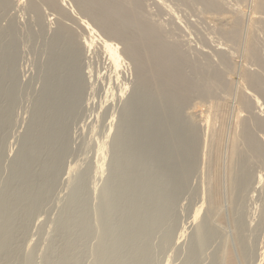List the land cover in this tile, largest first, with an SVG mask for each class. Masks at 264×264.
<instances>
[{"label":"rangeland","instance_id":"obj_1","mask_svg":"<svg viewBox=\"0 0 264 264\" xmlns=\"http://www.w3.org/2000/svg\"><path fill=\"white\" fill-rule=\"evenodd\" d=\"M10 1H13L12 4L16 3V5H14L15 7H12L13 5H11L9 7L10 9L8 8V10H6V8H0L1 9L0 10V47H1L0 48V84H1L0 85V92L3 91L1 94L4 93L3 95L0 96V126H1L0 127L1 128V130H0V224H1L0 225V236H1L0 237V264H33L35 262H36V264H43L48 259L49 260L50 259L53 260L52 258L56 259L58 257V254L60 255V253H61V256H60V260L58 261V264H63V263L67 264L65 261L61 262L62 257H63L62 253L65 255L67 254V256L65 258L69 259L68 261L70 262V264H73L74 262H76L78 264L80 261H82V263L80 262L81 264H96V261L98 260L99 254L101 255L100 251L101 252L105 251V253L102 252V254L106 255L105 256L106 258L104 259V262H102V264H105V263L106 264H116V262H115V261H117L116 259H115V261L113 260L114 262L110 263L108 260L109 259L108 257L112 255L111 253H113L114 250L118 251V252H114V254L116 253L115 255H117L118 253H120V251L121 252L123 251L122 249H125V248L127 249V247L129 249V251L132 252V255L127 256L126 258H123L124 260H122L123 261L122 264H131L132 259L134 260V258L139 259L140 261H142V260L144 261L145 259L148 258L146 262H141V264H205V263L206 264H219L220 262H221L220 264H222V260L220 258L222 256H221L220 252L223 254L222 250L225 248V246L230 245L229 247L233 248L234 253L237 252V248H235L236 247V241L235 240L236 239L238 240V237H236L238 229L239 230L244 229V230H242V232L244 231V233L242 234V236L240 238L241 239L240 243L245 248V249L243 247L241 248L242 249L241 251H243L242 253L244 254L243 259H245V260H244V262H242V263L240 262L239 264H252L253 262L255 264H264V227H259V225H258V224H261L260 226H264V222H263L264 221V212H263V209H264L263 208V205H264V166H262V164H261L263 161L259 162L261 165L258 164V161L257 162L255 161L256 162V163H254L255 165H252L253 163L249 162V164H251V165L248 164L249 168L247 169L248 165H246V167H245V169H247L248 172H250L249 170H251L250 174H252V176L254 175V173H252L253 171L255 173L257 172L255 174L256 176L258 175V173L260 174V172H261V174L263 176L262 177L263 180H262L261 184H259V185L254 184V187H253V185L251 186V183L252 184L254 183L253 179L256 176L254 175V177H252L250 175L252 178L248 176L249 180L252 179L253 182L246 179L247 181L250 182V184H249V182L243 184V186L246 188V190H243V189H245V188H243V186L237 187V189L235 190V193H234L235 195L233 194V196H232V199L233 198L235 199L234 200L235 203L233 202V200L231 201V204H229L230 202H227L226 200L223 202V204H222L223 206L221 209L222 210L221 215H223V217H225V219H224L225 222L223 221L224 224L222 223V225H220V224L212 223L209 225L207 219L205 218V217H207V210H206L207 208H206L205 204L203 205V203L206 202L205 199H206L207 194H208V191H207L208 189H206V188L208 185L206 182L207 179L206 180L204 179L207 176V174H205L207 172L204 173V171H207V169L205 168V167H207L206 166L207 161L205 159H206V157H208V155H207L208 153L206 151L209 148L207 145V142H208L207 135L209 133V130L207 129L206 125H204V124H206V121L209 119H210L209 120V122H210L212 116L209 113V111L208 112L206 111L205 114L208 113V115L206 114L205 119H207V117H208V119L204 120L205 114H203V113L206 110L205 107L207 108V104L210 102V100H206V101L201 100L202 102L203 101L205 102V103H201L200 100H199L200 101L199 102L197 100V98H195V100H197V101H194V99H193V101H191V103L188 105V108H189V106H190V108L188 109V108H186L187 106H185L186 109L184 108L183 111L181 109L183 107L182 105H181L182 107L181 106L179 107V105H173V104L169 103L170 106H168V104H167L168 102L165 99L158 98V97L155 98V96L149 95L147 91H141V94L139 93L140 96L138 95L136 97L137 99H135V101H133L131 99L128 100V98H131L128 96L130 95V92L132 89V82H133L134 77L132 75L133 73H131L132 72V65L130 63L126 62L127 60L122 62L123 63L122 66L120 65L122 67V69L119 68V69H121L120 71L117 70L118 72L117 71L115 72L114 70H111L113 68H111L110 65L108 66L107 58H106V56H104L105 55L104 51L99 46L100 44L98 42H96V43L99 45H97L95 43L92 46L91 50H86L85 47L81 46V49L85 48V50L82 49L81 50L82 51L81 56L78 55V57H76L75 59H72L70 55L68 56L67 55L68 53L66 54L63 52L64 54L60 53L61 54L60 55L59 53H57V49L55 51V46L58 43L57 42L58 40L55 37L56 35H54L55 32L54 31L52 32V30L56 29V27H55L56 19L52 18V21L54 19V22H52L50 20V18H51L50 12L51 11H48L49 12V14H48V12L46 10H49V9L46 6L38 3V0H36V1L32 0L33 2H36L40 6V9L45 8L44 9L45 13L43 12L42 9L40 10L41 14H42L41 19L43 18L42 19L43 22L41 20H37L38 18L36 19V22H35V18L37 16L35 18H34V15H33V17H31V14H33V13L31 11H29L27 8L28 0H25L24 2H23V0H10ZM142 1H143V9H144L143 13H144V11H147L150 13L149 14L150 17L147 15L148 13L146 14L148 20L150 18H152L150 20H153L154 22L157 21L158 23L155 22L156 24H158V25L160 24V26L163 25V27L165 26L164 28L167 29V31H165V30L164 31H165V33L167 32L168 35L169 34L172 35L173 29H174L173 35L175 36V34H176V36H175L176 38L172 35L173 38L170 37L171 41L174 40V38H175L176 42L179 40L178 41L179 44L181 43L180 46H182V47L180 48V46H179L180 49H182V48L184 50L189 49L190 53H189V51H185V52H188V54H186V55H188V57L191 54H192V56H196L197 55L196 52L203 48L204 53L209 54L208 56L211 55L210 57H212V58L210 60V57L206 56L207 54L204 55V53H201L202 50H200L199 51L200 55L201 54L203 55V56L202 55L200 56L198 54L200 56V58L197 55L198 58L200 59V61L204 62V60H202V59L205 56L206 58L209 59V61H212V59H213L214 63L212 61L211 64H213L215 67L218 66V64L220 65V63H219L220 60L218 58L220 56H218L219 54L216 55V53H214V52H217L218 51L217 49H219V47L220 46L222 47V45H223V43H221L219 38H218L219 37L218 34L219 33L221 34L220 26L222 28L225 24L222 25L221 23L217 22V19H213V18H217L215 16V14H211V12L209 13L208 9L206 10L205 6H204L205 9H203V6H201V4H199L201 2L198 1L199 3H197V1H195L196 4L194 3L191 5V4H189L190 3L189 0H188L189 2L186 0L188 2L187 4L185 3V0L184 1L182 0V2H184L185 4L184 3L182 4V2H180L179 3L180 7L178 5V8L175 7L174 11H171V10H173L172 7H174V5L171 3L174 2V4L176 5V3H175L176 0H173V1L170 0L169 3L164 2V0H160L166 4H169L168 6L164 4L165 6H163V9L166 6H167L166 9L168 7H169L168 9L171 8L169 10L170 15L172 14V16L173 15L175 16L172 18V16L170 17L168 14H166V12L168 13V9L164 12H163V10H160V9H162L161 4L154 3L155 5L156 4H159V6L161 5L160 7H158L156 5V8H155V5L152 3L151 0H149V1L148 0L147 1L142 0ZM177 1H181V0H177ZM227 1L228 2L231 1V3L237 2L234 4L238 5V1H236V0L235 1L234 0L233 1L227 0ZM20 2H22V3H20ZM223 2H225L227 5L226 0L222 1V3ZM220 3H221V0H220ZM63 4L65 5V10L67 12H69V13L74 12V14H73L74 17H73V15L71 17L75 18V16H76V17H79L80 19H83L82 17H80L76 14L78 11H77L73 2H71L70 0H66V2H64ZM202 5H204V4L202 3ZM226 5H224V3L221 4V6L223 8H225V7L228 8V5L227 6ZM229 5H230L229 9L230 8L232 9L234 7V9L236 8L235 9L236 11H237V9L238 10L240 9L239 11H241V13H242V11L245 13L247 11H250L249 10L250 7H248V6H250L249 3H246V5H248L247 6L248 8L245 5H243V6H245L242 8L243 10L240 8L241 5L237 6L239 8H237L236 6L231 5V4H229ZM19 6H21L22 9ZM170 6H172V7H170ZM231 6H233V7H231ZM17 7H19V8H17ZM145 7H146V9H145ZM14 8H16V9H14ZM244 8H246L247 10ZM3 9H4V11H3ZM25 9H27V11H25ZM201 9H203V11H206L208 13L203 12ZM226 9H225L226 14L230 13V12L236 13V11H233L234 9H232V10L230 9L227 11H226ZM1 11L5 12V13H1ZM239 11H237V13H239ZM171 12H173L174 14ZM43 13H44V15H43ZM223 13H224V10H223ZM232 13H230V15L229 14L228 15L233 16ZM249 13L250 12H248V14L246 13L247 15H244L242 13L241 16H247V18H248ZM71 14H69V15H71ZM208 14H210V15H208ZM212 15L215 17H212ZM228 15H226V16H228ZM210 16H211L212 20H211ZM224 16H225V14H224ZM44 17H45V20H44ZM53 17H55V16H53ZM243 18H246V17H243ZM175 19L177 21H175ZM83 20H85V19H83ZM213 20L215 23L212 22ZM38 21H39V24L41 23L43 26L37 25ZM172 21L177 22V23L174 22L176 24V25L174 24L175 26L173 25ZM11 22L13 23L14 26H11L12 25ZM26 22H28V23H26ZM51 22H52V24H51ZM66 22H68V23H66ZM66 22H64V23L66 25L69 24L68 26H70L72 24L71 22H73V20H71V22L70 21H66ZM150 22H152V21H150ZM30 25H32V26H30ZM66 25H65V27L67 28L68 26H66ZM53 26L55 27V29ZM74 26H75V28H74ZM74 26L72 24L70 28L68 27L69 30L70 29H72L73 31L75 30L73 33L76 35L75 32H77V34H79V36L81 37V35H80V34H82L81 30L80 31L76 30L77 28L79 29V27H77V25L75 23H74ZM35 27H37V28H35ZM218 27H219V30H218ZM226 27L229 28L228 25L227 26L225 25L224 28L227 29ZM39 28H41V29H39ZM43 28H46L45 31ZM224 28H222V30ZM175 29H177V30H175ZM35 31H36V33H34ZM168 31L171 33H169ZM215 31L217 32L216 34L214 33ZM218 31H220V32L218 33ZM259 31L260 32L262 31V33H263L264 29L259 30ZM19 32H21V33H19ZM39 33L42 36L41 35L39 36ZM257 34H258V32L256 33V36H257ZM49 35H51V36H49ZM97 35L99 36V32ZM258 35H259L258 37L259 38L261 37V38L259 41L258 37H256V42L258 40L261 43L260 44L259 42H257V45L260 46L259 48L261 50L259 48L258 49L261 52V57L262 56L264 57V37H263L264 35L263 34H258ZM260 35H262V36H260ZM24 36H25V38H24ZM38 36H39V38H38ZM52 36H54V37H52ZM221 37L224 38L223 36H221ZM53 38H55V39H53ZM167 40H168V37H167ZM175 41H173L174 44H175ZM218 41L220 42V46L217 45V44H219ZM221 41L225 42V41H227V39H225V40L221 39ZM81 42H82V40H81ZM44 43L46 45H44ZM170 43H172V42H170ZM230 43L228 42L227 44H230ZM8 45H10V47ZM225 45L226 44H224V46ZM232 45H234V44H232ZM236 45H238V44H236ZM236 45H234V46H236ZM96 46L101 48L102 50L100 51V49L97 48ZM201 46H203V47H201ZM224 46H223V48H220V49H222V51H224V50L226 51V49L228 50L227 47L229 45H227L226 47H224ZM238 46L239 47L236 46V48H235V49H238V48L240 49V50L238 49L239 50L238 52H240V54L238 53L239 54L238 56H237V53H235V49L233 47L231 48V49H233V53L236 54V55H234V54H232V55H234L235 58L238 57L237 59H235L237 66L240 64L243 65L245 62L244 58L242 57L241 46L240 45H238ZM192 48H194V49H192ZM229 49H230V47H229ZM52 50H54L55 53ZM212 50H213V52H212ZM95 53H97L98 55ZM213 54H215V56H217L219 61L217 60V58H215V56ZM224 54L226 55L225 52H224ZM191 57H189L190 60L192 59ZM227 57H228V55L225 56L226 59H227ZM234 57L229 58V60L231 59L232 61H234ZM198 58L195 61H199ZM194 59H196V58H194ZM208 59H205V60L208 61ZM239 59L242 60L243 62L240 61ZM261 59H263V58H261ZM65 60H66V62H65ZM217 61H218V64H217ZM15 62H16V64H15ZM44 62L47 65H45ZM51 62H52V65H51ZM69 62H71V63H69ZM83 62H84V65L86 67L82 66ZM215 62L217 65L215 64ZM235 62H231V63L234 64ZM262 62L264 64L263 60H262ZM34 64H37V67H35ZM54 65H56V66H54ZM249 65L252 66L251 63ZM18 66H20V67H18ZM129 66H130V68H129ZM220 66L218 68L223 69L224 71L226 70L225 68H221ZM246 66H248V63ZM87 67H88V69H87ZM256 67L254 66V68H252V69H250L251 67L250 68L247 67V69H249L250 71L252 70V72H253V69L260 70L259 73H261V74H259V73L258 74L261 75L262 78H264V72L262 73L264 66H263V69L261 67L258 68L259 67L258 65H256ZM35 68H37V69H35ZM187 69L191 71V69H189V68H187ZM187 69H185V71L188 72V73L186 72V74H190V71H188ZM60 70H62V71H60ZM87 70H90L91 76L88 74L89 71H87ZM258 70H255L254 73L258 72ZM20 71H21V73H20ZM33 71L34 72L36 71V72L34 73ZM83 71L85 74H83ZM222 71L220 70L219 72H222ZM46 72H47V74H46ZM52 73H55L56 75L52 74ZM72 73L74 74V76ZM78 73L79 74L82 73L81 76H83V79L78 76ZM49 74H50V77H48ZM63 74H65V75H63ZM45 75L48 77L47 79H46ZM51 75L54 76L53 78H57V79H52ZM68 75L71 77H69ZM223 75L225 78H226V76H228L226 79L227 81L230 79L232 82V79H233L235 85H236V83L239 82V78L236 74H233L230 76V74H227L226 72H224ZM76 76L78 77V79H76L77 78ZM89 76H90V78H88ZM16 77H18V78H16ZM33 77H34V80H33ZM233 77L235 79L237 78L238 81L236 80V82H235V79ZM60 78H61V80H60ZM62 78L64 80H62ZM73 78H75V79H73ZM13 79H15V81ZM79 79L81 81L82 80H84V81L80 82ZM16 81L17 82L19 81L20 83H17ZM63 81H67V82L63 83ZM77 81L80 83H78ZM85 81L87 82L86 84H84ZM28 82H29L30 86L28 85ZM33 82H34V84H33ZM46 83H48V84H46ZM24 84L27 85V89L25 88L26 86ZM58 84L60 85L59 87H58ZM63 84L65 85V87L67 86L65 89H62V88H64ZM124 84L125 85L127 84V85L125 86ZM34 85H37V86H34ZM39 85H40V87H39ZM46 85H49L50 87L46 86ZM51 85H53V87ZM68 85H71V88ZM45 86H46V88H45ZM60 87H61V89H60ZM44 88H45V90H44ZM50 88L52 89V91ZM53 88H55V89H53ZM41 89H43V90H41ZM55 90H57V91H55ZM42 91H44V92H42ZM58 91L61 93V95L63 97L61 95H59L60 93ZM63 91H65L66 93H64ZM246 91L249 92L248 89H246ZM21 93H22V95L23 94L24 95L22 96ZM26 93H27V96L25 95ZM56 93L58 95H55ZM76 93L77 94L79 93L80 95L78 94L79 96H77ZM220 93L218 94L219 96L218 95L215 96V98L219 97L216 99L220 100V97H221V99H224V97H225L224 93L223 92L221 94ZM10 95H12V96H10ZM31 95L34 96V97L32 96L33 101L31 100ZM67 95L70 97H68ZM82 95H83V97L87 98V100H85V98H83ZM13 96H15V97H13ZM28 96H30V97H28ZM144 97H146V98H144ZM52 98H54V99H52ZM228 98H227V100H228ZM70 99H72V100H70ZM150 99H152V100H150ZM69 100H70V102H69ZM130 100L132 101V103H130ZM159 100H161L163 102H160ZM50 101L52 103L54 102V104H52ZM62 101L64 102V104ZM230 101H231L230 105L233 104L231 106L234 108V105H235L234 97H230L228 102H230ZM142 102H144V103H142ZM192 102H193L194 106H196L197 108H195L193 106L195 109L193 108V112L192 111L190 112V109H192L191 107L193 105ZM196 102L198 104L201 103L202 106H203V104H205V106H203L204 108L201 105H199L200 107L198 106V104L195 105ZM206 102H207V104H206ZM46 103H47V105H46ZM128 103L133 104V105L129 104L130 105L129 106ZM143 104H144V106H142ZM138 105H140V107ZM260 105L257 107H259V108L261 107V109L263 111L261 109L259 110V109H255V108L253 109V111L258 110L257 112L256 111H254V112L258 113V115H259V113H261L260 114L261 116L260 115L259 116L261 118H264V116H262V115H264V108H263L264 105H261V106ZM13 106H15L16 108ZM30 106H32V107H30ZM123 107H125V109H126L125 111H124ZM131 107L134 110H131ZM14 108L17 111L14 110ZM187 109H188V111H185ZM29 110H30V112H29ZM230 110H231L230 113H232L233 109L231 107H230ZM55 111H56V114H55ZM83 111H84V113H83ZM127 112H128V114H127ZM148 112H149V114H148ZM262 112H263V114H262ZM38 113H39V116H37ZM73 113L75 116L73 115ZM122 113H123V115H122ZM178 113H179V115H178ZM190 113H191V115H190ZM132 114H133V116H132ZM182 114L184 115V117L186 116V118L182 117L183 116ZM201 114H203V115H201ZM209 114H210V116H209ZM252 114H254V113H252ZM180 115L183 119L180 117ZM243 115L244 114H242V116ZM258 115H256V116H258ZM121 116H122V118H121ZM127 116H129V117H127ZM196 116L199 118H195ZM124 117H126V119H128V120H131L132 122L131 121L128 122V120H125ZM130 117H132V118L134 117L135 119L134 118L132 119ZM142 117H144V118H142ZM72 118H73V120H72ZM200 118L203 119L202 122H201L202 119H200ZM243 118H244V116H243ZM197 119H198L199 124L196 122ZM79 120H80V122H79ZM123 120H125L124 123H123ZM126 121L129 125L126 124L124 126L123 124H125ZM4 122L6 124H4ZM119 122L120 123L122 122L119 125H121V127H123V130H125L124 131L125 133L122 132V128L119 129V127H118V133H117L118 138H120V136H123V138H124V134H125V136L128 134L127 135L128 138H126L127 140L123 139L122 137L120 139H118V138L116 139L113 135L116 127L118 126L117 124ZM139 122H141V123L139 124ZM144 123L148 124V125H144ZM138 125L141 126L142 128L139 127ZM187 125L188 126L190 125V126L188 127ZM136 126H137V128H136ZM154 126L158 127V128H155ZM42 128H44V130ZM130 129L131 130L133 129V131H131ZM136 129L138 130L137 132H136ZM183 129H184V132H183ZM57 130L59 133L57 132ZM126 130H128V132ZM134 130H135V133H133ZM187 130H190V131H187ZM191 130L194 134H192ZM60 131H62V132H60ZM186 131H187V133H186ZM121 133H123V134L121 135ZM184 133L187 135L183 136ZM132 134H134V135H132ZM141 134H143V135L140 136ZM161 134H162V136H161ZM130 135H132V136H130ZM195 136H196V139L193 138ZM203 136H206L207 140ZM37 137H38L37 141H39V142L36 141ZM57 137H59V138H57ZM137 137H139L141 139H138ZM191 137H192V139H191ZM136 138L138 139L137 141H136ZM114 139H116V141ZM121 139H123V142H122L123 144L122 143L121 144H122V148L124 147L123 148L124 150L121 148H120L121 150L117 149V144H118V147H121V146H119L120 143L118 141V140H120V142H121ZM164 139L166 142L164 141ZM193 139H194V141H193ZM134 140H135V142H134ZM180 140H182V141H180ZM183 140H184V142H183ZM186 140H188V141H186ZM40 141H41V143H40ZM53 141H55V142H53ZM96 141H98L97 144H96ZM100 141H102V143H104V150H103L104 153L103 152L101 153L102 156H96L97 153H95V151H97L96 149H97L98 145L100 144L99 143ZM124 141H129L130 144L128 142H127L128 144H126V143H124ZM177 141L179 144L177 143ZM195 141H197V142H195ZM205 141H207L206 144H203V143H205ZM181 142H183V143H181ZM190 142H192V143H190ZM193 142H195L196 145H195V143L193 144ZM261 142L264 144V137H262ZM36 143L37 144L40 143V145H37ZM114 143H116L115 144L116 149L114 147ZM146 143H147V145H146ZM187 143H189V144H187ZM34 144H35V146H34ZM81 144H83V145H81ZM125 144L130 145V146L125 147L126 146ZM36 145H37V147H36ZM165 145H167L168 147ZM189 145L190 146L193 145V146L189 147ZM147 146H149L150 149ZM187 146L189 149L187 148ZM202 146H205L206 150H204ZM175 147H177V148L179 147L181 150L185 149V151H183V150L181 151V150H179V148L178 149L176 148V150H175ZM185 147L189 151H187ZM263 147H264V145H263ZM93 148H96V149L94 150ZM193 149L196 150V154H195V150H193ZM201 149H203V150H201ZM111 150H113V151H111ZM177 150H179V151H177ZM170 152H171V154H170ZM172 152H174V153H172ZM181 152H184V153L186 152L185 154H188L190 152L189 153L190 157L185 155L184 153L182 154ZM160 153L163 155V158H162V155ZM203 153H204V155L202 156ZM94 154H96V155H94ZM103 154H105V156ZM137 155H140V156H137ZM193 155H195V156H193ZM61 156H63L62 157L63 159L61 158ZM185 156H187V157H185ZM58 157L60 159H62L63 161L58 160V162H57L56 160ZM179 157H182V158H179ZM168 158L171 159V160L169 159L170 162L168 161ZM183 158H184V160H183ZM52 159H54L55 161ZM95 160H96V162L98 160H100V161H98V163H96ZM119 161H120V163L123 161L122 162L123 164L122 163L120 164ZM162 161H163V163H161ZM95 163L98 165H95ZM99 163H100V165H99ZM188 163H189L190 167H192V170L191 169L190 170L191 171L194 170L196 174L194 173V171H193V173L189 171ZM246 163H248V162H246ZM9 164H10V166H9ZM115 164H116V167H113ZM165 164H166V166H165ZM167 164H169V166H171V167H169ZM257 165H259V166H257ZM99 166H102L101 169L99 168ZM160 166H162V167H160ZM203 166H205L204 168L206 170H204ZM183 167L184 168L187 167V169H188L187 172L189 171L188 174L186 173V168L184 169ZM102 168H103V170H102ZM255 168H256V170H255ZM98 169H100V170H98ZM96 172H99V173H96ZM181 173H183V174H181ZM95 174L97 175V177ZM193 174H194V176H192ZM184 175H187L185 177L186 179H184L185 182L184 181L180 182V180H183L181 178ZM204 175H206V176H204ZM93 176H95V177L92 178ZM100 176H101V178H100ZM107 177H109V179ZM197 177H198V179H197ZM96 179H98V180L96 181ZM189 179H191V180H189ZM92 180L95 182V184H94V182H91V183H93V186L95 188L97 187L98 192L100 191L99 193H95V194H97V196L95 194L91 193V192H93L91 190L95 189L90 185V181H92ZM171 180L173 182H171ZM22 182H23V184H22ZM182 182H184V183H182ZM89 185L92 187V189ZM119 185L122 188H120ZM159 186H160V188H159ZM174 186H177V187H174ZM248 187L249 188L251 187V188L249 189ZM101 188L103 189V191ZM171 188H172V190H171ZM89 189L91 192H89ZM157 189L161 192L160 193L161 195L158 193L159 191ZM252 189H253V191H252ZM170 190L172 191V194H169V196H168V193H171ZM85 191L87 192V194ZM107 191H108V194H107ZM178 191L180 193L182 192L181 193L182 196ZM191 191H193V192H191ZM88 192L92 195L90 196ZM173 192L174 193L176 192V193L173 194ZM245 192H246V194H245ZM165 195H166V197H165ZM170 195H172V196H170ZM98 196H99V198H96ZM90 197H92V199ZM103 197L106 198V200L108 199V201L105 202L104 201L105 199L103 200ZM39 199H41V200H39ZM100 199H101L102 203H101V201L99 202ZM171 199L174 201H172ZM175 200H177V202ZM40 201H42V202H40ZM178 201H180V202H178ZM7 202H11V203H8L9 204L8 205ZM82 202H83V204H81ZM104 202L106 205L104 204ZM232 203H233V205H232ZM103 204H104V206H103ZM6 205H7V207H6ZM9 206L10 207L13 206V207L10 208ZM29 206H30V208H29ZM229 206H232V208ZM104 207H105V209H104ZM12 208H14V209H12ZM77 208H79V210L82 208V210H80V214H81V216H83V218H80L82 223L78 222L79 214L76 215ZM28 209L30 210L29 212H28ZM13 210H15V211H13ZM35 211H38V212H35ZM24 212H27V214H25ZM103 212H104V214H103ZM261 212H263V214ZM85 213H86V216L84 215ZM100 213L103 214V218H101ZM260 214L262 215V217L260 216ZM233 215H234V217H233ZM4 216H5V218H4ZM87 216H89L88 217L89 219L86 218ZM25 218L26 219L28 218V219L25 221ZM84 218H86V219H84ZM180 219L183 221H181ZM235 220H236L237 226L235 224ZM242 220H243V222H242ZM258 220L259 221L261 220V221L259 222ZM22 221L24 224L22 223ZM238 222L239 223L241 222L242 224L241 223L240 224L242 226H240V224ZM257 222H259V223H257ZM262 222H263V225H262ZM19 223H20V225H19ZM26 223H28V224H26ZM32 223H34V224H32ZM86 223H88L89 226L86 225L88 227H83V229H82V226H85ZM244 223H246V224H244ZM3 225H5V227ZM71 225H73V226H71ZM74 225H75V227H74ZM79 226H81V227H79ZM236 227H238V228L236 229ZM242 227H244V228H242ZM68 228H69V230H68ZM138 228H139V230H138ZM2 230H3V232H2ZM79 230H82L81 236L78 233ZM83 230H84V232H83ZM160 230L162 233L160 232ZM171 230H173L174 233ZM60 231L61 232L64 231V234H62V233L60 234L59 233ZM26 232H27V234H26ZM87 232H89V233H87ZM169 232L172 234H170ZM258 232L260 233V235ZM100 233H103L106 235H103ZM160 233H161V235H159ZM245 233H246V236H245ZM20 234L23 236H21ZM251 234H253V235H251ZM6 235H7V237H9L8 242H4L5 241L4 239H6ZM108 235H109V237H111L113 239H110L108 237ZM20 236H21V238H20ZM64 236L69 237V238H75L74 240H76L77 242L73 240V242L71 244L69 239H66V242H68V244H66V245H68V247H67L61 241L62 239L64 240V238H65ZM86 236H87V239H86ZM102 236H104L103 240H106L107 244H102L101 246H99V244H98L99 239L97 241H96V239L99 237H102ZM162 236H163V238H162ZM173 236H176L175 240H173L174 239ZM178 236H179V239H178ZM243 236L246 237V239L243 238ZM207 237H209L210 239ZM255 237H257V238H255ZM192 238H194V239L191 240ZM242 238H243V240H242ZM100 239H102V238H100ZM107 239H109V240H107ZM258 239H260V240H258ZM48 240L50 243L48 242ZM78 240H81L80 241L81 243H82V240H84L83 244L81 245V243L78 242ZM242 241L244 244L242 243ZM246 241L248 242V244L249 243L250 244L249 245L246 244L247 243ZM249 241H251L252 243ZM1 242H4V243H1ZM41 242H43V244ZM147 242H149L151 245H149V247L146 249ZM205 242H206V245H204ZM76 243L77 244L80 243L81 246L77 245ZM170 243L172 244V246ZM3 244L6 245L7 247L4 246ZM9 244H11L12 246ZM69 244L71 245V247L74 246L77 249L75 250L74 247L71 248ZM162 244L166 245V246H163ZM167 244H169V245L167 246ZM197 246L200 249L197 248ZM83 247H86V248L83 249ZM96 247L98 248V250ZM140 247H142V250H139ZM33 248H34V250H33ZM104 248H105V250H103ZM37 249H38V251H35ZM66 249H67L68 253L66 252ZM72 249H74V250L72 251ZM189 249L191 250V252H189L190 251ZM253 249H254L255 254L252 252ZM31 250L33 251V253ZM96 250L98 252H96ZM106 250L109 252H106ZM135 250H136V252H134ZM262 250H263V252H262ZM213 251H214V253H213ZM54 252L57 254H55ZM64 252H66V253H64ZM69 252H70V254H69ZM246 252L248 253V255ZM28 253H31V254L28 255ZM73 253H75L76 257L74 256ZM82 253H84V254H82ZM96 253H98V254H96ZM136 253H138L137 254L138 256L136 255ZM196 254H197V257L199 259L196 258ZM202 254H204V255L202 256ZM210 255H211V257H210ZM216 255L218 256V258ZM261 255H263V256H261ZM69 256H70V258H69ZM81 256H82V258H81ZM143 256H144V258H143ZM254 256H256V257H254ZM78 257H79V259H78ZM85 257H86V260H85ZM72 258H73L72 261H74V262L71 261ZM95 258H97V259L95 260ZM202 259H204V260L202 261ZM33 260H34V262H33ZM63 260H64V257H63ZM217 260L220 262H218ZM135 262H136V260H135Z\"/></svg>","mask_w":264,"mask_h":264},{"label":"bare ground","instance_id":"obj_2","mask_svg":"<svg viewBox=\"0 0 264 264\" xmlns=\"http://www.w3.org/2000/svg\"><path fill=\"white\" fill-rule=\"evenodd\" d=\"M25 0H23V2H24ZM36 1V0H35ZM71 2H73L74 3V5H75V7H76V9H77V15L78 16H80V17H82L83 19H85V20H83V19H80L79 17H76L75 16V18H73L74 17V12H71V13H69V12H67L66 10H65V5L63 4L64 2H66V0H38V3H40L41 5H44V6H46L49 10H46L47 12L48 11H51L50 12V15H51V18H50V20L52 21V18H55L56 19V23H55V27H56V29H55V27H54V29L55 30H52V32L54 31L55 33H54V35H56L55 37L57 38V44H56V46H55V51H56V49H57V53H68L67 55L69 56H71V58L72 59H75L76 57H78V55L79 56H81V50L83 49H81V46L82 47H85L86 48V50H91V48H92V46L96 43V42H98L99 44H97V45H99L102 49H103V51H104V56H106V58H107V61H108V66L110 65V67L111 68H113V69H111V70H114L115 72L117 71V70H121L122 69V65H123V63L122 62H124V61H126V62H128V63H130L131 65H132V72L131 73H133L132 75H133V82H132V89H131V92H130V95L128 96V97H131V98H128V100L129 99H131V100H133V101H135V99H137L136 97L139 95V93L141 94V91H147L148 92V94L149 95H152V96H155V98L156 97H158V98H163V99H165L168 103V106H170L169 105V103L170 104H173V105H179V107L181 106L182 108V111L184 110V108H185V106H187L186 108H188V105L191 103V101H193V99H194V101H201V100H210V102L207 104V102H206V104H207V108L205 107V111H204V113L203 114H205V112L207 111H209V113L211 114V116H212V118H211V121L209 122V120H207L208 119V117H207V119H205V117H206V114L208 115V113H206L205 115H204V120H207L206 121V124H204V125H206V127H207V129L209 130V133H208V135H207V137H208V142L207 141H205V143H203V144H206V142H207V145H208V149H207V155H208V157H206V161H207V167H205V166H203V168L205 167L206 169H207V171H204V173L205 172H207V173H205V174H207V176L206 175H204V176H206V178H204L205 180H206V182H207V188L206 189H208L207 191H208V194H207V197H206V202L205 203H203V205L205 204V206H206V210H207V217H205L206 219H207V221H208V224L210 225V224H212V223H215V224H220V225H222V223H223V221H224V219H225V217H223V215H221V209H222V204H223V202L226 200L227 202H230L229 204H231V201L233 200V202L235 203V199L233 198L232 199V196H233V194L235 193V190L237 189V187H240V186H243V184L244 183H247V182H249V181H251V182H253V180H254V183L252 184L251 183V186L253 185V187H254V184L255 185H259V184H261V182H262V180H263V176H262V174H261V172H260V174L258 173V175L256 176L255 174L257 173H255L254 171L252 172V173H254V175L256 176L253 180L252 179H250L249 180V177H251L252 176V174H250V172H251V170H249L250 172H248L247 171V169L249 168V165H251V164H249V162H252L253 164L252 165H255L254 163H256L257 161H258V164L259 165H261L262 164V166H264L263 164V162H264V147H263V143L261 142V139H262V137H264L263 135H264V118H261L260 116V114L261 113H259V115H258V113H256L257 111L256 110H254V111H256V112H254L253 111V109L255 108V109H261V107L259 108V107H257V106H259L261 103V105H264V78H262V76L261 75H259V74H261V73H259V71L260 70H258V69H253V72H252V70L250 71L249 69H247V67L248 68H250V69H252V68H254V66L256 67V65H258L259 67L258 68H262L263 69V66H264V64H263V62H262V60L264 61V57L262 56L261 57V52L259 51V47L260 46H258L257 45V42H259L260 41V38L258 37L259 35L258 34H263L264 35V31H263V33H262V31L260 32L259 30H263L264 29V0H236V1H238V5L240 6V8L242 9L243 7H247L248 5H246V3H249V5L250 6H248V7H250V11H247L246 13L248 14V12H250L249 13V16H248V18H247V16H241V14L243 13L244 15H247L245 12H243L242 11V13H241V11H239L238 9H237V11H239V13H237V11L234 9V7L233 6H231V7H233L232 9H234L233 11H236V13L234 12V13H232V12H230V13H232L233 14V16H229L230 15V13H227L226 14V12H225V9L227 8V7H225V8H223L222 6H221V4H223L224 3V5H226V3L225 2H223L222 3V1H224V0H221V3H220V0H189L190 1V3L189 4H194L195 3V1H197V3H199V2H201V3H199V4H201V6H203V9H205L204 8V6L206 7V10L208 9V12L210 13L211 12V14H215V16L217 17V18H213V19H217V22L218 23H221L222 25L223 24H225L226 26L228 25V27L229 28H227V29H225L224 27H225V25L222 27V28H224L223 30H222V28H221V26H220V29H221V34L219 33L220 31H218V38H219V40H220V42L221 43H223V45H222V47L220 46V42H219V44H217V45H219L218 47H219V49H215L217 52H214V53H216V55L217 54H219L218 56H220V57H218L219 58V60H220V65L218 64V58H217V56H215V54H213L214 56H215V58H217V64H218V66H214L213 64H211L212 63V61H213V59H212V61H209V59L208 58H206L205 56H204V58L205 59H208V61L207 60H205L204 58L202 59V60H204V62H202V61H200V56L202 55H200V50H202V52L201 53H204V50H203V48L202 49H200V50H198L196 53H197V55L199 56V58H198V56L196 57V56H192V54L191 55H189V57H191L192 59V61L189 59V57H188V55H186V54H188V52H185V51H189V49L188 50H184L183 48L182 49H180L182 46H180V44H179V40L176 42L175 41V36H176V34H175V36L173 35V33H174V29H173V33H172V35L175 37L174 38V40H172L171 41V38L170 37H172L173 38V36L172 35H168V33L166 32L165 33V31H167V29H165L164 27H163V25H161L160 26V24L158 25V24H156V23H158L157 21H153V20H150V19H152V18H150L149 20H148V18H147V15L150 17V13L149 12H147V11H144V13H143V1L142 0H70ZM145 1V0H144ZM147 1V0H146ZM149 1V0H148ZM152 1V3L154 4V3H159V4H161L160 6L162 7V9H160V10H163V12L164 11H166L167 9H166V7L169 5V4H166V3H164V2H170V0L168 1V0H164V2L163 1H160V0H151ZM171 1H173V0H171ZM184 1V0H183ZM188 1V0H187ZM186 0H185V3L187 4L188 2H187ZM193 1V2H192ZM199 1V2H198ZM233 1V0H232ZM235 1V0H234ZM0 8H6V10H8V8L11 6V5H13L12 7H15L14 5H16V3L14 4H12V2L13 1H10V0H0ZM180 2H182V0L181 1H175V3H176V5L174 4V2L173 3H171V4H173L174 5V7H172V6H170V7H172L173 8V10H171V11H174V9H175V7H177L178 8V5H179V7H180ZM226 2H227V5H228V8L226 9V11L227 10H230L229 9V7H230V5L229 4H231V5H234V6H238L237 4L235 5L234 3H237V2H232L231 3V1L230 2H228L227 0H226ZM20 3H22V2H20ZM178 3V4H177ZM184 2H182V4H183ZM184 3V4H185ZM202 3L204 4V5H202ZM229 3V4H228ZM241 3V4H240ZM149 4V3H148ZM159 4H156L158 7H160L159 6ZM167 5L166 7H164V9H163V6H165V5ZM170 4V5H171ZM188 4V5H189ZM196 4V3H195ZM198 4V5H199ZM19 5V4H18ZM22 5V4H21ZM152 5V4H151ZM155 5V4H154ZM156 5H155V8H156ZM226 5V6H227ZM243 5H245V6H243ZM183 6V5H182ZM19 7H21V6H19ZM19 7H17V8H19ZM147 7V6H146ZM146 7H145V9H146ZM247 7V8H248ZM25 8V7H24ZM23 8V9H24ZM27 8H28V10L29 11H31L33 14H31V17H33V15H34V18H35V22H36V19L37 20H41L42 21V19H41V9L43 10V12L45 13V11H44V9L43 8H41L40 9V6L36 3V2H33L32 0H28V4H27ZM74 8V7H73ZM237 8H239V7H237ZM10 9V8H9ZM13 9V8H12ZM14 9H16V8H14ZM21 9H22V7H21ZM75 9V10H76ZM158 9V8H157ZM171 9V8H170ZM170 9H168V13L166 12V14H168L170 17L172 16V14L170 15V12H169V10ZM203 9H201L202 11H203ZM231 9V10H232ZM244 9H246V8H244ZM1 10V9H0ZM68 10V9H67ZM149 10V9H148ZM159 10V9H158ZM223 10H224V13H223ZM243 10V9H242ZM247 10V9H246ZM3 11H4V9H3ZM25 11H27V9H25ZM69 11V10H68ZM7 12V11H6ZM53 12V13H52ZM160 12V11H159ZM162 12V13H163ZM203 12H206V11H203ZM208 12H206V13H208ZM1 13H5V12H2L1 11ZM29 13V12H28ZM44 13H43V15H44ZM52 13V14H51ZM148 13V14H147ZM171 13H173V12H171ZM241 13V14H240ZM7 14V13H6ZM29 14V15H30ZM48 14H49V12H48ZM69 14H71V15H69ZM147 14V15H146ZM152 14V13H151ZM174 14V13H173ZM224 14H225V16H224ZM229 14V15H228ZM10 15V14H9ZM28 15V16H29ZM49 15V16H50ZM73 15V17H71ZM208 15H210V14H208ZM218 15V16H217ZM226 15H228V16H226ZM6 16V15H5ZM53 16H55V17H53ZM215 16H213L212 15V17H215ZM173 17H175L174 15L172 16V18ZM208 17V16H207ZM243 17H246V18H243ZM16 18V17H15ZM14 18V19H15ZM19 18V17H18ZM40 18V19H39ZM73 18V19H72ZM177 18V17H176ZM210 18H211V16H210ZM21 19V18H20ZM171 19V18H170ZM243 19V20H242ZM245 19V20H244ZM247 19V20H246ZM30 20V19H29ZM33 20V19H32ZM44 20H45V17H44ZM48 20V19H47ZM65 20V21H64ZM71 20H73V22L77 25V27H79V29L77 28L76 30H81V32H82V34H80L81 35V37L79 36V34H77V32H75L76 33V35L73 33L74 31L72 30V29H70L69 30V28L71 27V25L73 24V26H74V23L73 22H71ZM155 20V19H154ZM211 20H212V18H211ZM17 21V20H16ZM20 21V20H19ZM40 21V22H41ZM66 21H70L72 24L70 25V26H68V25H66L64 22H66ZM150 21H152V22H150ZM171 21V20H170ZM169 21V22H170ZM175 21H177L176 19H175ZM175 21H172L173 22V25L175 24V23H177V22H175ZM30 22V21H29ZM43 22V21H42ZM50 22V21H49ZM52 22H54V19H53V21ZM52 22H51V24H52ZM175 22V23H174ZM212 22H214V20L212 21ZM216 22V23H217ZM12 23V22H11ZM26 23H28V22H26ZM66 23H68V22H66ZM215 23V22H214ZM16 24V23H15ZM36 24V23H35ZM50 24V23H49ZM54 24V23H53ZM162 24V23H161ZM172 24V23H171ZM220 24V25H221ZM27 25V24H26ZM37 25H42L41 23L39 24V21H38V23H37ZM45 25V24H44ZM57 25V26H56ZM65 25L66 26H68L67 28L65 27ZM170 25V24H169ZM176 25V24H175ZM174 25V26H175ZM180 25V24H179ZM262 25V26H261ZM11 26H14L13 25V23H12V25ZM17 26V25H16ZM28 26V25H27ZM30 26H32V25H30ZM35 26V25H34ZM43 26V25H42ZM178 26V25H177ZM176 26V27H177ZM20 27V26H19ZM216 27V26H215ZM14 28V27H13ZM31 28V27H30ZM35 28H37V27H35ZM74 28H75V26H74ZM73 28V29H74ZM179 28V27H178ZM11 29V28H10ZM16 29V28H15ZM32 29V28H31ZM39 29H41V28H39ZM44 29V31H45V29L46 28H43ZM48 29V28H47ZM217 29V28H216ZM50 30V29H49ZM72 30V31H71ZM165 30V31H164ZM175 30H177V29H175ZM218 30H219V27H218ZM20 31V30H19ZM27 31V30H26ZM34 31V30H33ZM41 31V30H40ZM171 31V30H170ZM31 32V31H30ZM98 32H99V36L97 35L98 34ZM169 32V31H168ZM258 32V34H257V36H256V33ZM260 32V33H259ZM19 33H21V32H19ZM34 33H36V31L34 32ZM44 33V32H43ZM47 33V32H46ZM80 33V32H79ZM169 33H171V32H169ZM215 34L217 33L216 31L214 32ZM27 34V33H26ZM29 34V33H28ZM22 35V34H21ZM37 35V34H36ZM41 34L39 33V36H40ZM45 35V34H44ZM52 35V34H51ZM51 35H49V36H51ZM78 35V36H77ZM168 35V36H167ZM8 36V35H7ZM39 36H38V38H39ZM42 36V35H41ZM168 37V40H167V37ZM221 36H223L225 39H227V41H221V39L222 40H225L224 38H222ZM260 36H262V35H260ZM35 37V36H34ZM52 37H54V36H52ZM51 37V38H52ZM256 37H258V39H259V41L257 40V42H256ZM264 37V36H263ZM13 38V37H12ZM24 38H25V36H24ZM50 38V37H49ZM98 38V39H97ZM170 38V39H169ZM221 38V39H220ZM10 39V38H9ZM43 39V38H42ZM41 39V40H42ZM53 39H55V38H53ZM80 39V40H79ZM206 39V38H205ZM204 39V40H205ZM36 40V39H35ZM81 40H82V42H81ZM37 41V40H36ZM80 41V42H79ZM173 41H175V44L173 43ZM41 42V41H40ZM50 42V41H49ZM170 42H172V43H170ZM232 43V44H234V45H236V44H238V45H240L241 46V51H242V57L244 58V64L242 63L243 61L242 60H240V61H242L241 63L243 64V65H236V62H235V59H237V58H235L234 57V55H236V54H234L233 53V49H231L232 47L235 49L236 48V46L237 47H239L238 45H236V46H234V45H232L231 43V45L230 44H227V43ZM43 43V42H42ZM48 43V42H47ZM177 43V44H176ZM260 43V42H259ZM7 44V43H6ZM206 44V43H205ZM224 44H226L225 46H224ZM261 44V43H260ZM259 44V45H260ZM41 45V44H40ZM44 45H46L45 43H44ZM187 45V44H186ZM185 45V46H186ZM192 45V44H191ZM203 45V44H202ZM227 45H229L227 48H228V50L226 49V51L224 50V51H222V49H220V48H223V46L224 47H226ZM9 47H10V45H8ZM25 46V45H24ZM179 46H180V48H179ZM196 46V45H195ZM194 46V47H195ZM8 47V48H9ZM42 47V46H41ZM97 47V46H96ZM201 47H203V46H201ZM229 47H230V49H229ZM1 48V47H0ZM44 48V47H43ZM50 48V47H49ZM85 48L83 49V50H85ZM97 48H99V47H97ZM101 48H99L100 49V51L102 50ZM185 48V47H184ZM198 48V47H197ZM259 48V49H258ZM6 49V48H5ZM192 49H194V48H192ZM213 49V48H212ZM239 49V48H238ZM238 49H235V53H237V56L240 54V52H238L239 50ZM26 50V49H25ZM98 50V49H97ZM183 52H182V51ZM191 50V49H190ZM209 50V49H208ZM261 50V49H260ZM44 51V50H43ZM54 53H55V51L54 50H52ZM221 51V52H220ZM231 53H230V52ZM52 52V53H53ZM86 52V51H85ZM185 52V53H184ZM199 52V53H198ZM206 52V51H205ZM208 52V51H207ZM212 52H213V50H212ZM224 52L226 53V55L224 54ZM230 54H228V53ZM63 53V54H64ZM103 53V52H102ZM189 53H190V51H189ZM239 53V54H238ZM15 54V53H14ZM37 54V53H36ZM95 54H97V53H95ZM207 54V53H206ZM205 53H204V55H206ZM227 56L228 55V57H227V59L229 60V58H232V57H234V61H232L231 59L228 61L226 58H225V56ZM232 54H234V55H232ZM3 55V54H2ZM38 55V54H37ZM53 55V54H52ZM61 55V54H60ZM59 55V56H60ZM66 55V56H67ZM98 55V54H97ZM102 55V54H101ZM209 54H207L206 56H208ZM212 55V56H213ZM232 55V56H231ZM95 56V55H94ZM103 56V57H104ZM203 56V55H202ZM211 56V55H210ZM210 56H208V57H210ZM231 56V57H230ZM65 57V56H64ZM86 57V56H85ZM32 58V57H31ZM70 58V57H69ZM194 58H196V59H194ZM197 58H198V60L199 61H195V60H197ZM211 58L212 57H210V60H211ZM214 58V57H213ZM261 58H263V59H261ZM57 59V58H56ZM61 59V58H60ZM194 59V60H193ZM29 60V59H28ZM46 60V59H45ZM55 60V59H54ZM15 61V60H14ZM17 61V60H16ZM31 61V60H30ZM59 61V60H58ZM216 61V60H215ZM237 61V60H236ZM18 62V61H17ZM47 62V61H46ZM50 62V61H49ZM53 62V61H52ZM52 62H51V65H52ZM65 62H66V60H65ZM231 62H235L234 64L233 63H231ZM45 63V62H44ZM69 63H71V62H69ZM78 63V62H77ZM80 63V62H79ZM213 63H214V61H213ZM238 63V62H237ZM247 63H248V66H246L247 65ZM251 63V65L252 66H250L249 64ZM254 65H253V64ZM15 64H16V62H15ZM25 64V63H24ZM23 64V65H24ZM215 64H216V62H215ZM216 64V65H217ZM239 64V63H238ZM18 65V64H17ZM39 65V64H38ZM45 65H47L46 63H45ZM49 65V64H48ZM72 65V64H71ZM81 65V64H80ZM121 65V66H120ZM34 66L35 67H37V64H34ZM44 66V65H43ZM42 66V67H43ZM54 66H56V65H54ZM75 66V65H74ZM82 66H84V67H86L85 65H84V62H83V65ZM126 66V65H125ZM221 67V68H225L226 70L224 71L223 69H220V68H218V67ZM223 66V67H222ZM250 66V67H249ZM18 67H20V66H18ZM47 67V66H46ZM50 67V66H49ZM78 67V66H77ZM83 67V68H84ZM95 67V66H94ZM12 68V67H11ZM17 68V67H16ZM51 68V67H50ZM54 68V67H53ZM76 68V67H75ZM81 68V67H80ZM109 68V67H108ZM119 68H121V69H119ZM127 68V67H126ZM129 68H130V66H129ZM187 68H189V69H191V71L190 70H188ZM257 68V67H256ZM18 69V68H17ZM35 69H37V68H35ZM34 69V70H35ZM55 69V68H54ZM87 69H88V67H87ZM103 69V68H102ZM185 69H187L188 71H190V74H186V72L187 71H185ZM220 71H224V72H226L227 74H230V76L231 75H233V74H236L237 76H238V78H239V82L238 83H236V85H235V83H234V80L232 79V82H231V80L228 82L226 79H227V77L228 76H226V78L224 77V75H223V71L222 72H219L218 70ZM49 70V69H48ZM64 70V69H63ZM70 70V69H69ZM83 70V69H82ZM86 70V69H85ZM84 70V71H85ZM125 70V69H124ZM131 70V69H130ZM255 70H258V72H255L254 73V71ZM264 70V69H263ZM262 70V73L264 72ZM39 71V70H38ZM37 71V72H38ZM53 71V70H52ZM60 71H62V70H60ZM84 71H83V74H85L84 73ZM87 71H89V75L91 76V72H90V70H87ZM96 71V70H95ZM250 71V72H249ZM34 72V71H33ZM36 72V71H35ZM34 72V73H35ZM57 72V71H56ZM118 72V71H117ZM19 73V72H18ZM20 73H21V71H20ZM29 73V72H28ZM40 73V72H39ZM68 73V72H67ZM66 73V74H67ZM188 73V72H187ZM257 73V74H256ZM259 73V74H258ZM4 74V73H3ZM11 74V73H10ZM46 74H47V72H46ZM52 74H55V73H52ZM73 74V73H72ZM77 74V73H76ZM122 74V73H121ZM124 74V73H123ZM25 75V74H24ZM31 75V74H30ZM56 75V74H55ZM63 75H65V74H63ZM70 75V74H69ZM68 75V76H69ZM82 75V73H78V76L79 77H81L82 79H83V76H81ZM116 75V74H115ZM13 76V75H12ZM46 76V75H45ZM62 76V75H61ZM67 76V77H68ZM73 76H74V74H73ZM72 76V77H73ZM85 76V75H84ZM90 76L88 77V78H90ZM98 76V75H97ZM236 76V77H237ZM30 77V76H29ZM44 77V76H43ZM48 77H50V74H49V76ZM47 76H46V79L48 78ZM51 77H52V79H57V78H53L54 76H52L51 75ZM69 77H71V76H69ZM77 77V76H76ZM119 77V76H118ZM235 77V76H234ZM233 77V78H234ZM16 78H18V77H16ZM31 78V77H30ZM41 78V77H40ZM124 78V77H123ZM73 79H75V78H73ZM76 79H78V77L76 78ZM117 79V78H116ZM235 79V78H234ZM4 80V79H3ZM2 80V81H3ZM14 81H15V79H13ZM28 80V79H27ZM33 80H34V77H33ZM36 80V79H35ZM60 80H61V78H60ZM62 80H64L63 78H62ZM125 80V79H124ZM123 80V81H124ZM236 80H237V78L235 79V82H236ZM21 81V80H20ZM26 81V80H25ZM31 81V80H30ZM29 81V82H30ZM58 81V80H57ZM74 81V80H73ZM79 81L80 82H82V81H84V80H80L79 79ZM87 81V80H86ZM84 82V84H86L87 82ZM238 81V80H237ZM13 82V81H12ZM17 82V81H16ZM29 82H28V85H29ZM55 82V81H54ZM53 82V83H54ZM61 82V81H60ZM64 82H67V81H63V83ZM78 82V81H77ZM80 82H78V83H80ZM15 83V82H14ZM17 83H20L19 81L17 82ZM49 83V82H48ZM48 83H46V84H48ZM58 83V82H57ZM33 84H34V82H33ZM61 84V83H60ZM69 84V83H68ZM1 85V84H0ZM4 85V84H3ZM25 85V84H24ZM23 85V86H24ZM64 85V84H63ZM79 85V84H78ZM81 85V84H80ZM125 85V84H124ZM127 85V84H126ZM125 85V86H126ZM6 86V85H5ZM26 87V89H27V85H25ZM30 86V85H29ZM34 86H37V85H34ZM33 86V87H34ZM46 86H49V85H46ZM46 86H45V88H46ZM52 87H53V85H51ZM60 85L58 84V87H59ZM68 86H70V88H71V85H68ZM19 87V86H18ZM39 87H40V85H39ZM43 87V86H42ZM50 87V86H49ZM51 87V88H52ZM67 87V86H66ZM65 87V85H64V88H62V89H65L66 88ZM90 87V86H89ZM12 88V87H11ZM35 88V87H34ZM45 88H44V90H45ZM48 88V87H47ZM50 88V89H51ZM57 88V87H56ZM49 89V88H48ZM53 89H55V88H53ZM60 89H61V87H60ZM73 89V88H72ZM246 89H248L249 90V92L248 91H246ZM2 90V89H1ZM19 90V89H18ZM41 90H43V89H41ZM25 91V90H24ZM32 91V90H31ZM35 91V90H34ZM48 91V90H47ZM51 91H52V89H51ZM54 91V90H53ZM55 91H57V90H55ZM73 91V90H72ZM75 91V90H74ZM3 92V91H2ZM2 92H0V96L1 95H3V94H1ZM6 92V91H5ZM40 92V91H39ZM42 92H44V91H42ZM59 92V91H58ZM57 92V93H58ZM62 92V91H61ZM64 93H66L65 91H63ZM71 92V91H70ZM79 92V91H78ZM96 92V91H95ZM224 93V95H225V97H224V99H221V97H220V100L219 99H216V98H219V97H216L215 98V96L216 95H218L219 93ZM15 93V92H14ZM17 93V92H16ZM55 94V95H58V94ZM60 93V92H59ZM144 93V92H143ZM220 93V94H221ZM77 94V93H76ZM79 94V93H78ZM77 94V96H79ZM84 94V93H83ZM256 94V95H255ZM19 95V94H18ZM21 95H22V93H21ZM24 95V94H23ZM22 95V96H23ZM26 96H27V93L25 94ZM59 95H61V93L59 94ZM71 95V94H70ZM85 95V94H84ZM10 96H12V95H10ZM32 96L33 95H31V100L33 99L32 98ZM62 96V95H61ZM68 96V95H67ZM140 96V95H139ZM143 96V95H142ZM219 96V95H218ZM13 97H15V96H13ZM28 97H30V96H28ZM34 97V96H33ZM44 97V96H43ZM63 97V96H62ZM68 97H70V96H68ZM76 97V96H75ZM82 97H83V95H82ZM229 97V98H228ZM230 97H234V100H235V105H234V108L231 106V105H233V104H231L230 105V103H231V101L230 102H228L229 101V99H230ZM6 98V97H5ZM23 98V97H22ZM67 98V97H66ZM83 98H85V97H83ZM144 98H146V97H144ZM195 98H197V100H195ZM227 98H228V100H227ZM9 99V98H8ZM52 99H54V98H52ZM57 99V98H56ZM55 99V100H56ZM25 100V99H24ZM62 100V99H61ZM60 100V101H61ZM70 100H72V99H70ZM70 100H69V102H70ZM85 100H87V98H85ZM130 100V103H132V101ZM139 100V99H138ZM150 100H152V99H150ZM33 101V100H32ZM31 101V102H32ZM40 101V100H39ZM137 101V100H136ZM160 102H163V101H161V100H159ZM199 101V102H200ZM13 102V101H12ZM23 102V101H22ZM48 102V101H47ZM51 102V101H50ZM63 102V101H62ZM233 102V101H232ZM14 103V102H13ZM17 103V102H16ZM52 103V102H51ZM125 103V102H124ZM130 103H128V105L130 104ZM142 103H144V102H142ZM146 103V102H145ZM148 103V102H147ZM165 103V102H164ZM201 103H205L204 101L202 102L201 101ZM201 103H195V105L196 104H198V106L199 105H201ZM260 103V104H259ZM19 104V103H18ZM25 104V103H24ZM32 104V103H31ZM52 104H54V102L52 103ZM58 104V103H57ZM63 104H64V102H63ZM85 104V103H84ZM140 104V103H139ZM150 104V103H149ZM166 104V103H165ZM164 104V105H165ZM192 104H193V102H192ZM191 104V105H192ZM229 104V105H228ZM259 104V105H258ZM17 105V104H16ZM34 105V104H33ZM46 105H47V103H46ZM130 105H133V104H130ZM129 105V106H130ZM209 105V106H208ZM260 105V106H261ZM37 106V105H36ZM139 107H140V105H138ZM137 106V107H138ZM142 106H144V104L142 105ZM152 106V105H151ZM194 104L192 105V109H190V112L192 111L193 112V108L195 107V108H197L196 106H194ZM202 106V105H201ZM203 106H205V104H203ZM202 106V107H203ZM5 107V106H4ZM13 107H15V106H13ZM26 107V106H25ZM30 107H32V106H30ZM133 107V106H132ZM132 107H131V110H134V109H132ZM164 107V106H163ZM166 107V106H165ZM200 107V106H199ZM230 107L233 109L232 110V113H230L231 112V110H230ZM16 108V107H15ZM14 108V110H16ZM21 108V107H20ZM144 108V107H143ZM176 108V107H175ZM185 108V109H186ZM189 108H190V106H189ZM188 108V109H189ZM194 108V109H195ZM204 108V107H203ZM263 108H264V106H263ZM7 109V108H6ZM10 109V108H9ZM28 109V108H27ZM31 109V108H30ZM56 109V108H55ZM123 109H124V111L126 110L125 109V107H123ZM141 109V108H140ZM145 109V108H144ZM151 109V108H150ZM163 109V108H162ZM188 109L187 110H185V111H188ZM208 109V110H207ZM68 110V109H67ZM77 110V109H76ZM169 110V109H168ZM180 110V109H179ZM230 110V111H229ZM262 110V109H261ZM9 111V110H8ZM17 111V110H16ZM78 111V110H77ZM141 111V110H140ZM177 111V110H176ZM252 111V112H251ZM263 111V110H262ZM12 112V111H11ZM15 112V111H14ZM29 112H30V110H29ZM79 112V111H78ZM145 112V111H144ZM180 112V111H179ZM203 112V111H202ZM260 112V111H259ZM83 113H84V111H83ZM121 113V112H120ZM134 113V112H133ZM136 113V112H135ZM138 113V112H137ZM156 113V112H155ZM244 114L243 116H244V118H243V116H242V114ZM252 113H254V114H252ZM48 114V113H47ZM55 114H56V111H55ZM127 114H128V112H127ZM148 114H149V112H148ZM195 114V113H194ZM193 114V115H194ZM203 114H201V115H203ZM210 114H209V116H210ZM241 114V115H240ZM258 115V116H256V115ZM262 114H263V112H262ZM53 115V114H52ZM73 115H74V113H73ZM122 115H123V113H122ZM131 115V114H130ZM144 115V114H143ZM178 115H179V113H178ZM183 115V114H182ZM190 115H191V113H190ZM10 116V115H9ZM15 116V115H14ZM37 116H39V113L37 114ZM72 116V115H71ZM75 116V115H74ZM82 116V115H81ZM125 116V115H124ZM132 116H133V114H132ZM154 116V115H153ZM195 116V115H194ZM193 116V117H194ZM199 116V115H198ZM242 116V117H241ZM262 116H264V115H262ZM69 117V116H68ZM120 117V116H119ZM127 117H129V116H127ZM135 117V116H134ZM133 117V118H134ZM145 117V116H144ZM144 117H142V118H144ZM152 117V116H151ZM170 117V116H169ZM179 117V116H178ZM180 117H181V115H180ZM182 117H184V115L182 116ZM181 117V118H182ZM202 117V116H201ZM51 118V117H50ZM121 118H122V116H121ZM130 118H132V117H130ZM132 118V119H133ZM136 118V117H135ZM134 118V119H135ZM184 118H186V116L184 117ZM195 118H199V117H195ZM194 118V119H195ZM203 118V117H202ZM202 118H200V119H202ZM3 119V118H2ZM60 119V118H59ZM63 119V118H62ZM124 119L125 120H128V119H126V117H124ZM183 119V118H182ZM71 120V119H70ZM72 120H73V118H72ZM125 120H123V123H124V121ZM186 120V119H185ZM131 120H128V122H130ZM137 121V120H136ZM148 121V120H147ZM200 121V120H199ZM203 121V119L201 120V122ZM76 122V121H75ZM79 122H80V120H79ZM83 122V121H82ZM132 122V121H131ZM134 122V121H133ZM160 122V121H159ZM196 122L198 123V119L196 120ZM200 122V123H201ZM122 123V122H121ZM120 122L117 124L118 126L116 127V129H115V131H114V137L117 139L118 138V135H117V133H118V127H119V129H121L122 128V132L123 133H125L124 131L125 130H123V127H121V125H119V124H121ZM138 123V122H137ZM141 122H139V124H140ZM143 123V122H142ZM156 123V122H155ZM176 123V122H175ZM4 124H6L5 122H4ZM8 124V123H7ZM66 124V123H65ZM126 124H128L127 123V121L125 122V124H123L124 126L126 125ZM131 124V123H130ZM153 124V123H152ZM199 124V123H198ZM129 125V124H128ZM127 125V126H128ZM144 125H148V124H145L144 123ZM154 125V124H153ZM81 126V125H80ZM139 126V125H138ZM169 126V125H168ZM188 126V125H187ZM190 126V125H189ZM188 126V127H189ZM1 127V126H0ZM76 127V126H75ZM133 127V126H132ZM139 127H141V126H139ZM144 127V126H143ZM155 127V126H154ZM136 128H137V126H136ZM142 128V127H141ZM140 128V129H141ZM155 128H158V127H155ZM43 130H44V128H42ZM50 129V128H49ZM126 129V128H125ZM147 129V128H146ZM175 129V128H174ZM192 129V128H191ZM0 130H1V128H0ZM42 130V131H43ZM131 130V129H130ZM144 130V129H143ZM173 130V129H172ZM171 130V131H172ZM193 130V129H192ZM192 130H191V132H192ZM205 130V129H204ZM46 131V130H45ZM127 132H128V130H126ZM131 131H133V129L131 130ZM138 130L136 129V132H137ZM148 131V130H147ZM168 131V130H167ZM187 131H190V130H187ZM187 131H186V133H187ZM206 131V130H205ZM49 132V131H48ZM57 132H58V130H57ZM60 132H62V131H60ZM160 132V131H159ZM162 132V131H161ZM166 132V131H165ZM182 132V131H181ZM183 132H184V129H183ZM204 132V131H203ZM208 132V131H207ZM206 132V133H207ZM46 133V132H45ZM59 133V132H58ZM123 133H121V135L123 134ZM132 133V132H131ZM130 133V134H131ZM133 133H135V130H134V132ZM139 133V132H138ZM142 133V132H141ZM190 133V132H189ZM205 133V134H206ZM137 134V133H136ZM171 134V133H170ZM185 134V133H184ZM183 134V136H186L187 134H185L184 135ZM192 134H194L193 132H192ZM49 135V134H48ZM56 135V134H55ZM58 135V134H57ZM116 135V136H115ZM120 135V134H119ZM128 135V134H127ZM127 135L125 136V134H124V138H123V136H120V138L122 137L123 139H125V140H127L126 138H128L127 137ZM132 135H134V134H132ZM132 135H130V136H132ZM143 134H141L140 136H142ZM43 136V135H42ZM41 136V137H42ZM51 136V135H50ZM139 136V137H140ZM161 136H162V134H161ZM164 136V135H163ZM166 136V135H165ZM190 136V135H189ZM262 136V137H261ZM3 137V136H2ZM84 137V136H83ZM139 137H137L138 139H141V138H139ZM159 137V136H158ZM188 137V136H187ZM203 137H205L206 138V136H203ZM57 138H59V137H57ZM61 138V137H60ZM94 138V137H93ZM120 138H118V139H120ZM131 138V137H130ZM129 138V139H130ZM135 138V137H134ZM136 138V141L138 140ZM167 138V137H166ZM183 138V137H182ZM193 138H195L196 139V136L195 137H193ZM9 139V138H8ZM37 139H38V137L36 138V141H37ZM42 139V138H41ZM51 139V138H50ZM116 139H114L115 141H116ZM123 139H121V142H120V140H118L119 141V143H120V145L119 146H121V147H118V144H117V149L119 150L120 148L121 149H123L122 148V142H123ZM133 139V138H132ZM191 139H192V137H191ZM40 140V139H39ZM95 140V139H94ZM206 140H207V138H206ZM56 141V140H55ZM55 141H53V142H55ZM99 141V140H98ZM98 141H96V144H97V142ZM117 141V142H118ZM164 141H165V139H164ZM176 141V140H175ZM180 141H182V140H180ZM186 141H188V140H186ZM193 141H194V139H193ZM37 142H39V141H37ZM90 142V141H89ZM129 143V141H124V143H126V144H128ZM132 142V141H131ZM134 142H135V140H134ZM140 142V141H139ZM155 142V141H154ZM166 142V141H165ZM169 142V141H168ZM183 142H184V140H183ZM183 142H181V143H183ZM195 142H197V141H195ZM195 142H193V144L195 143ZM40 143H41V141H40ZM40 143H36L37 145H40ZM91 143V142H90ZM95 143V142H94ZM100 143V144H99ZM98 144V147H97V149L96 148H93L94 150L96 149L97 151H95V153H97V155L96 154H94V155H96V156H102V152H103V150H104V143H102V141H100ZM122 143V144H121ZM141 143V142H140ZM150 143V142H149ZM177 143H178V141H177ZM190 143H192V142H190ZM76 144V143H75ZM115 144L116 143H114V147H115ZM125 144V145H126ZM130 144V143H129ZM163 144V143H162ZM174 144V143H173ZM176 144V143H175ZM179 144V143H178ZM186 144V143H185ZM187 144H189V143H187ZM37 145H36V147H37ZM42 145V144H41ZM81 145H83V144H81ZM93 145V144H92ZM146 145H147V143H146ZM177 145V144H176ZM181 145V144H180ZM191 145V144H190ZM189 145V147H192V146H190ZM195 145H196V143H195ZM34 146H35V144H34ZM62 146V145H61ZM86 146V145H85ZM91 146V145H90ZM124 146V145H123ZM127 146H130V145H126L125 147H127ZM132 146V145H131ZM155 146V145H154ZM165 146H167V145H165ZM170 146V145H169ZM173 146V145H172ZM171 146V147H172ZM185 146V145H184ZM148 148H149V146H147ZM168 147V146H167ZM203 147V149L204 150H206L205 148V146H202ZM70 148V147H69ZM72 148V147H71ZM79 148V147H78ZM77 148V149H78ZM176 148L177 147H175V150H176ZM179 148V147H178ZM177 148V149H178ZM186 148V147H185ZM187 148H188V146H187ZM187 148H186V150H187ZM195 148V147H194ZM62 149V148H61ZM67 149V148H66ZM115 149H116V147H115ZM120 149V150H121ZM150 149V148H149ZM173 149V148H172ZM189 149V148H188ZM203 149H201V150H203ZM92 150V149H91ZM124 150V149H123ZM171 150V149H170ZM174 150V149H173ZM179 150H181L180 148H179ZM179 150H177V151H179ZM183 150V149H182ZM181 150V151H182ZM193 150H195V149H193ZM192 150V151H193ZM72 151V150H71ZM111 151H113V150H111ZM115 151V150H114ZM183 151H185V149L183 150ZM187 151H189V150H187ZM123 152V151H122ZM162 152V151H161ZM175 152V151H174ZM174 152H172V153H174ZM194 152V151H193ZM203 152V151H202ZM205 152V151H204ZM65 153V152H64ZM73 153V152H72ZM87 153V152H86ZM94 153V152H93ZM92 153V154H93ZM104 153V152H103ZM169 153V152H168ZM182 154L184 153V152H181ZM186 153V152H185ZM184 153V154H185ZM190 153V152H189ZM189 153L188 154H185V155H187V156H189ZM192 153V152H191ZM89 154V153H88ZM161 154V153H160ZM170 154H171V152H170ZM193 154V153H192ZM195 154H196V150H195ZM68 155V154H67ZM73 155V154H72ZM104 156H105V154H103ZM162 155V154H161ZM191 155V154H190ZM204 155V153L202 154V156ZM74 156V155H73ZM103 156V157H104ZM137 156H140V155H137ZM176 156V155H175ZM187 156H185V157H187ZM193 156H195V155H193ZM192 156V157H193ZM206 156V155H205ZM63 156H61V158H62ZM169 157V156H168ZM184 157V158H185ZM190 157V156H189ZM59 158V157H58ZM57 158V162H58V160H62V159H58ZM67 158V157H66ZM73 158V157H72ZM100 158V157H99ZM137 158V157H136ZM162 158H163V155H162ZM177 158V157H176ZM179 158H182V157H179ZM178 158V159H179ZM184 158H183V160H184ZM203 158V157H202ZM205 158V157H204ZM97 159V158H96ZM101 159V158H100ZM160 159V158H159ZM169 159L170 158H168V161H169ZM187 159V158H186ZM52 160H54V159H52ZM70 160V159H69ZM93 160V159H92ZM167 160V159H166ZM171 160V159H170ZM180 160V159H179ZM55 161V160H54ZM63 161V160H62ZM94 161V160H93ZM98 161H100V160H98ZM98 161L96 162V160H95V162L96 163H98ZM202 161V162H203ZM256 161V162H255ZM263 161V162H262ZM103 162V161H102ZM101 162V163H102ZM123 162V161H122ZM121 162V163H122ZM159 162V161H158ZM170 162V161H169ZM180 162V161H179ZM246 162H248V163H246ZM259 162H262L261 164L259 163ZM95 163V165H98V164H96ZM109 163V162H108ZM119 163H120V161H119ZM120 163V164H121ZM161 163H163V161L161 162ZM160 163V164H161ZM165 163V162H164ZM168 163V162H167ZM184 163V162H183ZM186 163V162H185ZM2 164V163H1ZM32 164V163H31ZM68 164V163H67ZM103 164V163H102ZM118 164V163H117ZM123 164V163H122ZM174 164V163H173ZM172 164V165H173ZM204 164V163H203ZM249 164V165H248ZM99 165H100V163H99ZM168 166H169V164H167ZM183 165V164H182ZM186 165V164H185ZM202 165V164H201ZM246 165H248L247 166V169H245V167H246ZM259 165H257V166H259ZM9 166H10V164H9ZM8 166V167H9ZM94 166V165H93ZM165 166H166V164H165ZM3 167V166H2ZM66 167V166H65ZM101 167L102 166H99V168L101 169ZM113 167H116V164L113 166ZM143 167V166H142ZM160 167H162V166H160ZM169 167H171V166H169ZM188 169H189V171L190 172H192L193 173V171H191L192 170V167H190V165H189V163H188ZM202 167V166H201ZM200 167V168H201ZM251 167V166H250ZM261 167V166H260ZM5 168V167H4ZM3 168V169H4ZM62 168V167H61ZM64 168V167H63ZM164 168V167H163ZM184 168V167H183ZM186 168V173L188 174V172H187V167H185ZM184 168V169H185ZM202 168V169H203ZM204 168V170H206ZM100 169H98V170H100ZM176 169V168H175ZM191 169V170H190ZM201 169V170H202ZM252 169V168H251ZM8 170V169H7ZM95 170V169H94ZM102 170H103V168H102ZM101 170V171H102ZM162 170V169H161ZM160 170V171H161ZM164 170V169H163ZM178 170V169H177ZM255 170H256V168H255ZM16 171V170H15ZM96 171V170H95ZM247 171V172H246ZM262 171V170H261ZM100 172V171H99ZM99 172H96V173H99ZM162 172V171H161ZM263 172V171H262ZM166 173V172H165ZM169 173V172H168ZM180 173V172H179ZM178 173V174H179ZM194 173H195V171H194ZM101 174V173H100ZM181 174H183V173H181ZM196 174V173H195ZM96 175V174H95ZM251 175V176H250ZM254 175L252 176V177H254ZM178 176V175H177ZM181 176V175H180ZM187 175H184L181 179H183V180H180V182L181 181H184V179H186L185 177H186ZM192 176H194V174L192 175ZM198 176V175H197ZM249 176V177H248ZM95 176H93L92 178H94ZM96 177H97V175H96ZM199 177V176H198ZM198 177H197V179H198ZM251 177V178H252ZM99 178V177H98ZM100 178H101V176H100ZM108 179H109V177H107ZM196 178V177H195ZM169 179V178H168ZM192 179V178H191ZM191 179H189V180H191ZM249 180V181H247V180ZM2 180V179H1ZM91 180V179H90ZM98 179H96V181H97ZM101 180V179H100ZM107 180V179H106ZM170 180V179H169ZM188 180V181H189ZM200 180V179H199ZM178 181V180H177ZM256 181V182H255ZM91 182H94L93 180L92 181H90V185L93 187V188H95L94 186H93V183H91ZM109 182V181H108ZM171 182H173L172 180H171ZM185 182V181H184ZM184 182H182V183H184ZM190 182V181H189ZM199 182V181H198ZM99 183V182H98ZM97 183V184H98ZM179 183V182H178ZM200 183V182H199ZM198 183V184H199ZM22 184H23V182H22ZM21 184V185H22ZM87 184V183H86ZM94 184H95V182H94ZM108 184V183H107ZM172 184V183H171ZM186 184V183H185ZM249 184H250V182H249ZM20 185V186H21ZM89 185V186H90ZM121 185V184H120ZM119 185V186H120ZM180 185V184H179ZM90 186V187H91ZM98 186V185H97ZM101 186V185H100ZM108 186V185H107ZM170 186V185H169ZM186 186V185H185ZM184 186V187H185ZM190 186V185H189ZM204 186V185H203ZM206 186V185H205ZM92 187H91V189H92ZM174 187H177V186H174ZM173 187V188H174ZM182 187V186H181ZM183 187V188H184ZM188 187V186H187ZM89 188V187H88ZM100 188V187H99ZM98 188V189H99ZM119 188V187H118ZM120 188H122L121 186H120ZM159 188H160V186H159ZM170 188V187H169ZM180 188V187H179ZM191 188V187H190ZM198 188V187H197ZM205 188V187H204ZM243 188H245L244 186H243ZM249 188V187H248ZM251 188V187H250ZM249 188V189H250ZM96 189V190H95ZM94 190L96 191H94V190H91V191H93V192H91L90 191V189H89V192H91V193H93V194H95V193H99L98 192V190H97V187L95 188ZM102 189V188H101ZM178 189V188H177ZM182 189V188H181ZM187 189V188H186ZM248 189V190H249ZM100 190V189H99ZM158 190V189H157ZM171 190H172V188H171ZM170 190V191H171ZM175 190V189H174ZM180 190V189H179ZM240 190V189H239ZM243 190H246V188L245 189H243ZM102 191H103V189H102ZM159 191V190H158ZM157 191V192H158ZM187 191V190H186ZM194 191V190H193ZM193 191H191V192H193ZM200 191V190H199ZM206 191V192H207ZM252 191H253V189H252ZM251 191V192H252ZM86 192V191H85ZM88 192V193H89ZM177 192V191H176ZM175 192V193H176ZM179 192V191H178ZM239 192V191H238ZM243 192V191H242ZM248 192V191H247ZM159 194L161 193L160 191L158 192ZM163 193V192H162ZM174 192H173V194H175ZM180 193V192H179ZM182 193V192H181ZM180 193V194H181ZM185 193V192H184ZM187 193V192H186ZM86 194H87V192H86ZM106 194V193H105ZM107 194H108V191H107ZM165 194V193H164ZM163 194V195H164ZM169 194H172V191H171V193H168V196H169ZM200 194V193H199ZM245 194H246V192H245ZM89 195L91 196L92 194H90L89 193ZM96 196H97V194H95ZM161 195V194H160ZM186 195V194H185ZM235 195V194H234ZM94 196V195H93ZM92 196V197H93ZM108 196V195H107ZM170 196H172V195H170ZM174 196V195H173ZM181 196H182V194H181ZM195 196V195H194ZM198 196V195H197ZM263 196V195H262ZM86 197V196H85ZM92 197H90L91 199H92ZM161 197V196H160ZM165 197H166V195H165ZM179 197V196H178ZM191 197V196H190ZM89 198V199H90ZM96 198H99V196L98 197H96ZM181 198V197H180ZM14 199V198H13ZM12 199V200H13ZM42 199V198H41ZM41 199H39V200H41ZM102 199V198H101ZM101 199L99 200V202L101 201ZM105 199V200H104ZM164 199V198H163ZM170 199V198H169ZM173 199V198H172ZM171 199V200H172ZM184 199V198H183ZM11 200V201H12ZM17 200V199H16ZM87 200V199H86ZM103 200L106 202V201H108V199L106 200V198H104L103 197ZM239 200V199H238ZM45 201V200H44ZM162 201V200H161ZM164 201V200H163ZM172 201H174V200H172ZM176 202H177V200H175ZM182 201V200H181ZM263 201V200H262ZM17 202V201H16ZM39 202V201H38ZM40 202H42V201H40ZM105 202H104V204H105ZM178 202H180V201H178ZM203 202V201H202ZM8 203H11V202H7V204ZM101 203H102V201H101ZM169 203V202H168ZM17 204V203H16ZM81 204H83V202L81 203ZM104 204H103V206H104ZM170 204V203H169ZM237 204V203H236ZM9 205V204H8ZM13 205V204H12ZM106 205V204H105ZM232 205H233V203H232ZM245 205V204H244ZM237 206V205H236ZM262 206V205H261ZM6 207H7V205H6ZM10 207V206H9ZM11 207H13V206H11ZM10 207V208H11ZM229 207H231L232 208V206H229ZM235 207V206H234ZM29 208H30V206H29ZM177 208V207H176ZM263 208H264V205H263ZM12 209H14V208H12ZM33 209V208H32ZM103 209V208H102ZM104 209H105V207H104ZM103 209V210H104ZM163 209V208H162ZM170 209V208H169ZM174 209V208H173ZM227 209V208H226ZM242 209V208H241ZM7 210V209H6ZM16 210V209H15ZM15 210H13V211H15ZM80 210H82V208L80 209ZM80 210H79V208H77V211H76V215H78L79 214V220H78V222H80V223H82L81 222V219L80 218H83V216H81V214H80ZM84 210V209H83ZM101 210V209H100ZM228 210V209H227ZM8 211V210H7ZM27 211V210H26ZM30 210L28 209V212H29ZM234 211V210H233ZM262 211V210H261ZM35 212H38V211H35ZM82 212V211H81ZM87 212V211H86ZM228 212V211H227ZM238 212V211H237ZM263 212H264V209H263ZM263 212H261L262 214H263ZM25 214H27V212H24ZM23 213V214H24ZM164 213V212H163ZM180 213V212H179ZM234 213V212H233ZM3 214V213H2ZM37 214V213H36ZM101 214V213H100ZM103 214H104V212H103ZM103 214H101V218H103ZM172 214V213H171ZM176 214V213H175ZM238 214V213H237ZM7 215V214H6ZM85 216H86V213L84 214ZM174 215V214H173ZM235 215V214H234ZM234 215H233V217H234ZM239 215V214H238ZM232 216V215H231ZM260 216L262 217V215L260 214ZM31 217V216H30ZM89 216H87L86 218H88ZM228 217V216H227ZM4 218H5V216H4ZM3 218V219H4ZM13 218V217H12ZM86 218H84V219H86ZM153 218V217H152ZM260 218V217H259ZM10 219V218H9ZM28 219V218H27ZM26 218H25V221L27 220ZM89 219V218H88ZM232 219V218H231ZM236 219V218H235ZM261 219V218H260ZM11 220V219H10ZM83 220V219H82ZM181 220V219H180ZM237 220V219H236ZM236 220H235V224H236ZM262 220V219H261ZM260 220V221H261ZM24 221V222H25ZM171 221V220H170ZM175 221V220H174ZM181 221H183V220H181ZM259 221V220H258ZM259 221V222H260ZM225 222V221H224ZM233 222V221H232ZM242 222H243V220H242ZM259 222H257V223H259ZM264 222V221H263ZM263 222H262V225H263ZM22 223H23V221H22ZM79 223V224H80ZM175 223V222H174ZM239 223V222H238ZM241 223V222H240ZM239 223V224H240ZM16 224V223H15ZM14 224V225H15ZM24 224V223H23ZM26 224H28V223H26ZM32 224H34V223H32ZM155 224V223H154ZM171 224V223H170ZM176 224V223H175ZM224 224V223H223ZM231 224V223H230ZM234 224V225H235ZM242 224V223H241ZM240 224V226H242ZM244 224H246V223H244ZM243 224V225H244ZM1 225V224H0ZM12 225V224H11ZM19 225H20V223H19ZM84 225V224H83ZM86 225H88V223H86L85 224V226H82V229H83V227H88V226H86ZM157 225V224H156ZM159 225V224H158ZM161 225V224H160ZM173 225V224H172ZM171 225V226H172ZM259 225V227H264V226H260L261 224H258ZM4 227H5V225H3ZM23 226V225H22ZM71 226H73V225H71ZM162 226V225H161ZM208 226V225H207ZM236 226H237V224H236ZM239 226V225H238ZM2 227V226H1ZM27 227V226H26ZM31 227V226H30ZM74 227H75V225H74ZM79 227H81V226H79ZM104 227V226H103ZM157 227V226H156ZM155 227V228H156ZM247 227V226H246ZM35 228V227H34ZM77 228V227H76ZM140 228V227H139ZM139 228H138V230H139ZM158 228V227H157ZM164 228V227H163ZM201 228V227H200ZM238 227H236V229H237ZM240 228V227H239ZM242 228H244V227H242ZM6 229V228H5ZM8 229V228H7ZM78 229V228H77ZM246 229V228H245ZM10 230V229H9ZM8 230V231H9ZM24 230V229H23ZM27 230V229H26ZM31 230V229H30ZM35 230V229H34ZM68 230H69V228H68ZM85 230V229H84ZM84 230H83V232H84ZM156 230V229H155ZM235 230V229H234ZM241 230V229H240ZM239 229H238V232H237V236L236 237H238V240L236 239L235 241H236V247L235 248H237V254L236 253H234V251H233V248H230L229 246L230 245H227V246H225V248L222 250V252H223V254L220 252V254H221V256L222 257H220L221 258V260H222V264H239L240 262L242 263V262H244V260L245 259H243L244 258V254L242 253L243 251H241L242 249V247H243V245L240 243L241 242V236H242V234L244 233V231L242 232V230H244V229H242L241 231H240ZM247 230V229H246ZM260 230V229H259ZM258 230V231H259ZM86 231V230H85ZM89 231V230H88ZM171 231H173V230H171ZM170 231V232H171ZM197 231V230H196ZM2 232H3V230H2ZM7 232V231H6ZM25 232V231H24ZM68 232V231H67ZM66 232V233H67ZM154 232V231H153ZM156 232V231H155ZM160 232H161V230H160ZM169 232V233H170ZM257 232V231H256ZM262 232V231H261ZM11 233V232H10ZM13 233V232H12ZM60 234L62 233V234H64V231H60L59 232ZM79 234H80V236H81V234H82V230H79V232H78ZM87 233H89V232H87ZM91 233V232H90ZM159 233V232H158ZM162 233V232H161ZM161 233L159 234V235H161ZM173 233H174V231H173ZM253 233V232H252ZM259 233V232H258ZM2 234V233H1ZM24 234V233H23ZM26 234H27V232H26ZM100 234H103V233H100ZM99 234V235H100ZM109 234V233H108ZM170 234H172V233H170ZM197 234V233H196ZM203 234V233H202ZM205 234V233H204ZM13 235V234H12ZM21 235V234H20ZM103 235H106V234H103ZM175 235V234H174ZM235 235V234H234ZM251 235H253V234H251ZM258 235V234H257ZM259 235H260V233H259ZM258 235V236H259ZM21 236H23V235H21ZM21 236H20V238H21ZM42 236V235H41ZM101 236V235H100ZM204 236V235H203ZM202 236V237H203ZM206 236V235H205ZM245 236H246V233H245ZM1 237V236H0ZM45 237V236H44ZM65 238H64V240L62 239L61 241L66 245V244H68V242H66V239H69V241L71 242V244H72V242H73V240L75 239V238H69V237H66V236H64ZM84 237V236H83ZM107 237V236H106ZM108 237H109V235H108ZM165 237V236H164ZM174 237V239L173 240H175V237L176 236H173ZM250 237V236H249ZM5 238V237H4ZM3 238V239H4ZM100 238H102V239H100ZM110 239H113V238H111V237H109ZM162 238H163V236H162ZM205 238V237H204ZM207 238H209V237H207ZM206 238V239H207ZM243 238H245L246 239V237H244L243 236ZM243 238H242V240H243ZM255 238H257V237H255ZM84 239V238H83ZM86 239H87V236H86ZM99 239V240H98ZM104 239V236H102V237H99V238H97L96 239V241L98 240V244H99V246H101L102 244H107V242H106V240H103ZM178 239H179V236H178ZM194 238H192L191 240H193ZM196 239V238H195ZM210 239V238H209ZM2 240V239H1ZM5 241L4 242H8L9 241V237H7V235H6V239H4ZM13 240V239H12ZM107 240H109V239H107ZM119 240V239H118ZM190 240V239H189ZM190 240V241H191ZM258 240H260V239H258ZM257 240V241H258ZM44 241V240H43ZM52 241V240H51ZM55 241V240H54ZM74 241H76V240H74ZM81 240H78V242H80ZM106 243H105V242ZM168 241V240H167ZM195 241V240H194ZM4 242H1V243H4ZM15 242V241H14ZM48 242H49V240H48ZM77 242V241H76ZM83 242H84V240H82V243H81V245L83 244ZM150 242V241H149ZM149 242H147V247H146V249L149 247V245H151ZM247 242V241H246ZM245 242V243H246ZM249 242H251V241H249ZM42 244H43V242H41ZM50 243V242H49ZM80 243L79 244H77V245H80ZM167 243V242H166ZM169 243V242H168ZM242 243H243V241H242ZM252 243V242H251ZM258 243V242H257ZM6 244V243H5ZM171 244V243H170ZM190 244V243H189ZM244 244V243H243ZM246 244H248V242L246 243ZM250 244V243H249ZM248 244V245H249ZM254 244V243H253ZM4 245V244H3ZM9 245H11V244H9ZM8 245V246H9ZM70 245V244H69ZM80 245V246H81ZM163 245V244H162ZM169 244H167V246H168ZM204 245H206V242H205V244ZM209 245V244H208ZM2 246V245H1ZM4 246H6V245H4ZM12 246V245H11ZM67 247H68V245H66ZM79 246V247H80ZM163 246H166V245H163ZM171 246H172V244H171ZM170 246V247H171ZM199 246V245H198ZM197 246V248H199ZM7 247V246H6ZM50 247V246H49ZM48 247V248H49ZM70 247H71V245H70ZM72 247H74V246H72ZM71 247V248H72ZM78 247V246H77ZM94 247V246H93ZM133 247V246H132ZM155 247V246H154ZM169 247V248H170ZM201 247V246H200ZM213 247V246H212ZM247 247V246H246ZM253 247V246H252ZM2 248V247H1ZM32 248V247H31ZM35 248V247H34ZM34 248H33V250H34ZM53 248V247H52ZM84 248H86V247H83V249ZM97 248V247H96ZM130 248V247H129ZM211 248V247H210ZM244 248V247H243ZM251 248V247H250ZM258 248V247H257ZM5 249V248H4ZM13 249V248H12ZM36 249V248H35ZM74 249L76 250L77 248H75L74 247ZM74 249H72V251L74 250ZM109 249V248H108ZM127 249H128V247H127ZM126 248L125 249H122L123 251L121 252L120 251V253H118L117 255H115L114 254V252H118V251H115L114 250V252L113 253H111L112 255L111 256H109L108 258V260H109V262L111 263V262H114L115 261V259L117 260V261H115L116 262V264H122V260H124L123 258H126L127 256H131L132 255V252H130L129 251V249L127 250ZM191 249V248H190ZM189 249V250H190ZM200 249V248H199ZM202 249V248H201ZM216 249V248H215ZM214 249V250H215ZM245 249V248H244ZM249 249V248H248ZM3 250V249H2ZM54 250V249H53ZM52 250V251H53ZM95 250V249H94ZM97 250H98V248H97ZM96 250V252H98ZM103 250H105V248L103 249ZM110 250V249H109ZM113 250V249H112ZM138 250V249H137ZM139 250H142V247H140V249ZM138 250V251H139ZM196 250V249H195ZM198 250V249H197ZM212 250V249H211ZM217 250V249H216ZM252 250V249H251ZM259 250V249H258ZM257 250V251H258ZM5 251V250H4ZM29 251V250H28ZM32 251V250H31ZM35 251H38V249L37 250H35ZM55 251V250H54ZM137 251V252H138ZM161 251V250H160ZM202 251V250H201ZM12 252V251H11ZM66 252H67V249H66ZM66 252H64V253H66ZM85 252V251H84ZM88 252V251H87ZM102 252H104L105 253V251H102ZM102 252L100 251V253H101V255L99 254V257H98V260L96 261V264H102V262H104V259L106 258L105 256L106 255H103L102 254ZM106 252H109V251H107L106 250ZM134 252H136V250L134 251ZM147 252V251H146ZM162 252V251H161ZM189 252H191V250L189 251ZM203 252V251H202ZM216 252V251H215ZM248 252V251H247ZM246 252V253H247ZM251 252V251H250ZM253 253H254V249H253V251H252ZM262 252H263V250H262ZM32 253H33V251H32ZM36 253V252H35ZM38 253V252H37ZM55 253V252H54ZM68 253V252H67ZM86 253V252H85ZM143 253V252H142ZM193 253V252H192ZM196 253V252H195ZM194 253V254H195ZM211 253V252H210ZM209 253V254H210ZM213 253H214V251H213ZM217 253V252H216ZM11 254V253H10ZM9 254V255H10ZM29 254H31V253H28V255ZM40 254V253H39ZM43 254V253H42ZM55 254H57V253H55ZM69 254H70V252H69ZM72 254V253H71ZM74 254V256H75V253H73ZM82 254H84V253H82ZM81 254V255H82ZM96 254H98V253H96ZM138 253H136V255H137ZM140 254V253H139ZM208 254V253H207ZM251 254V253H250ZM255 254V253H254ZM62 255H63V257H64V260H63V257H62V260H61V262H66L67 264H70V262L68 261L69 259L68 258H65L66 256H67V254L65 255V254H63L62 253ZM87 255V254H86ZM142 255V254H141ZM204 254H202V256H203ZM212 255V254H211ZM211 255H210V257H211ZM247 255H248V253H247ZM252 255V254H251ZM6 256V255H5ZM33 256V255H32ZM60 256H61V253H60V255L58 254V257L55 259V258H52L53 260H47L45 263H43V264H58V261L60 260ZM85 256V255H84ZM135 256V255H134ZM138 256V255H137ZM192 256V255H191ZM199 256V255H198ZM201 256V255H200ZM217 256V255H216ZM261 256H263V255H261ZM43 257V256H42ZM76 257V256H75ZM80 257V256H79ZM79 257H78V259H79ZM205 257V256H204ZM249 257V256H248ZM254 257H256V256H254ZM31 258V257H30ZM34 258V257H33ZM41 258V257H40ZM69 258H70V256H69ZM81 258H82V256H81ZM143 258H144V256H143ZM194 258V257H193ZM192 258V259H193ZM196 258H198L197 257V254H196ZM217 258H218V256H217ZM216 258V259H217ZM251 258V257H250ZM249 258V259H250ZM29 259V258H28ZM36 259V258H35ZM97 258H95V260H96ZM148 259V258H147ZM147 259H145L144 261L142 260V261H140L139 259H135L134 258V260L132 259V263L131 264H141V262H146L147 261ZM199 259V258H198ZM248 259V260H249ZM257 259V258H256ZM73 260V258L71 259V261ZM85 260H86V257H85ZM107 260V261H108ZM114 260V261H113ZM135 260H136V262H135ZM204 259H202V261H203ZM220 260V259H219ZM220 260V261H221ZM251 260V259H250ZM255 260V259H254ZM260 260V259H259ZM206 261V260H205ZM218 261V260H217ZM220 261H218V262H220ZM33 262H34V260H33ZM41 262V261H40ZM72 262H74V261H72ZM81 263H82V261H80ZM79 262V263H80ZM93 262V261H92ZM98 262V263H97ZM118 262V263H117ZM217 262V263H218ZM24 263V262H23ZM30 263V262H29ZM38 263V262H37ZM78 263V264H79ZM80 263V264H81ZM199 263V262H198ZM201 263V262H200ZM221 263V262H220ZM219 263V264H220ZM254 263V262H253ZM252 263V264H253ZM33 264H36V262L35 263H33ZM64 264V263H63ZM73 264H77L76 262H74ZM106 264V263H105ZM206 264V263H205ZM255 264V263H254Z\"/></svg>","mask_w":264,"mask_h":264}]
</instances>
